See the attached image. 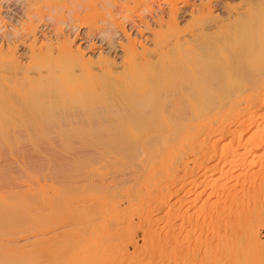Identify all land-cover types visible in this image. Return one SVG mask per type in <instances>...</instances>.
<instances>
[{
	"label": "rangeland",
	"instance_id": "rangeland-1",
	"mask_svg": "<svg viewBox=\"0 0 264 264\" xmlns=\"http://www.w3.org/2000/svg\"><path fill=\"white\" fill-rule=\"evenodd\" d=\"M171 1L142 0L144 9L148 7L150 10L149 6L154 5L151 10L155 9L156 13L152 15L156 16L152 20L153 16L148 15L151 12L142 10L141 0H0V48L4 51L15 48L18 53L15 50L14 53L21 62L29 63L31 38L35 39L37 33H45L37 35L38 49L35 51L37 53L39 50L40 56H36L44 60L49 50L55 49L56 43L59 40L62 43L64 39V42L71 41L73 48L85 49L87 59L98 61L96 58L107 52L111 57L119 58L121 48L110 49L103 39L102 33L111 26L119 31H122L120 26L129 27L132 38L136 36L139 43H151L149 46H153V34L158 29L161 31L156 19L162 17L163 13L161 22L165 21L162 30L164 34L170 32H166L165 24L171 20L168 17L169 5L180 8L177 28L188 32L196 31L195 25L201 26L197 29L208 26V21H216L219 15L225 18L227 12L222 6L237 3V0ZM209 3L215 19L209 18L205 21L206 25L203 24V17H199L198 9L205 6L203 9L207 11L209 7L206 5ZM137 14L143 15V19H139L142 17ZM129 17L131 23L137 21L135 26L130 23ZM145 21L154 29H146L145 24H141ZM123 36L117 40L118 43H127ZM45 44L52 47L46 48ZM55 50L53 54L49 52L50 55L54 56L56 52L57 55L58 51ZM52 56L53 59L55 56ZM258 84L251 92L260 87L261 83ZM261 85L264 89V85ZM259 93L254 92L252 97L247 93L242 94L244 98L231 108L227 103L221 111L222 117L214 113L215 109L205 111L208 116H203V121L207 122L193 127V141L189 145L178 144L172 155L163 161L157 159L152 162L151 166L153 163L160 166L156 168L153 165L154 172L148 169L149 164L137 181V178L132 179L136 183L124 178L133 164L128 159L121 160L115 147L100 150L89 145L88 149L93 154L80 156L77 152L82 149L81 144H54L59 145L57 149L54 147L55 150L63 151L59 154L69 152L70 155L66 157L70 156V159L66 161L59 157L62 159L58 162H63L61 169L54 170L51 164L45 168L42 179L46 181V197L43 204H33V222L36 226L33 233H44L41 242L47 263L114 264L112 260L119 256L116 260H120L121 264H264V145L255 147L263 142L264 137V92H261V97ZM15 111L12 109L13 113ZM216 119L221 120L222 128L227 130H221V134L224 133L221 136L219 130L214 128L219 125ZM83 141L84 138L80 142ZM30 171L33 176L36 175L35 168ZM165 192H169L167 202L158 211L156 199ZM150 227L158 228V233L154 235L156 238L160 234L166 238L174 235L175 240L166 239L168 243L165 245L151 243L145 238ZM253 236L257 237L256 244L251 239Z\"/></svg>",
	"mask_w": 264,
	"mask_h": 264
},
{
	"label": "bare ground",
	"instance_id": "bare-ground-1",
	"mask_svg": "<svg viewBox=\"0 0 264 264\" xmlns=\"http://www.w3.org/2000/svg\"><path fill=\"white\" fill-rule=\"evenodd\" d=\"M141 3L144 12H151L148 15L156 13L155 9L151 10L154 5L149 6V10L148 7L144 9L142 0ZM210 3L206 5L209 7L206 12L204 5L198 9L203 24L214 17ZM223 7L227 12L225 18L218 13L216 21H208V26L203 25L201 29H197L200 25H195L196 31L193 29L188 33L177 28L180 8L169 5L171 20L165 24L166 32H170L164 34L162 30L165 20L161 22L164 14L161 12L162 17L156 19L161 31L158 29L154 38L151 36L153 46L139 43L136 36L132 38L129 27L123 28L119 24L122 30L119 31L111 26L101 33L110 49L121 48L119 58L111 57L107 52L99 53L98 61L87 59L85 49L73 48L71 41L64 42L66 39L63 38L62 43L60 40L56 43L59 48H55L58 51L57 55L54 53L55 57L49 53L53 54L55 49L50 47L51 44H45L46 48L52 49L48 54L57 61L48 54L49 59L46 56L44 60L39 58V50L35 51L37 35L45 33L32 34L36 38H31L33 42L29 40V63L21 62L14 53L15 48H8L10 51L0 48V264H48L41 242L44 233H33L36 227L33 204L44 203L47 189L42 173L45 168L51 164L54 170L61 169L63 162H58L62 159L59 157L66 161L70 159V156L66 157L69 152L62 155L59 154L62 150H55L59 145L81 144L82 149L77 152L80 156L93 154L89 145L100 150L115 147L121 160L128 159L133 164L124 178H137V181L149 164L151 172L155 166V163L151 166L152 162L163 161L172 155L178 144L189 145L193 141V127L207 122L203 121V116H208L205 111L215 109L214 113L220 117L227 103L230 108L237 105L244 98L242 94L252 97L256 91L264 92L261 85H264V0H237L236 4L227 3ZM154 16L152 20H155ZM140 17L143 19V15ZM128 19L131 23L130 17ZM147 21L141 24L144 23L149 30L152 27ZM136 22L131 24L135 26ZM122 34L128 45L118 43ZM259 36L262 37L256 40L255 37ZM43 61L50 63H41ZM257 82L261 83L260 87L251 92L252 88L259 86ZM12 109L16 110L15 114ZM218 124L214 128L221 136L224 133L220 131L225 129L221 120ZM80 135L85 141L80 142ZM262 139L263 142L255 147L264 145V137ZM250 151L253 150L250 148ZM32 168L37 170L35 176L30 171ZM168 194L165 192L157 197V210L163 208ZM157 229L150 227L147 231L145 238L151 243L165 245L167 240L174 238V235L166 238L161 234L156 238ZM256 238H251L255 244L258 242ZM133 243L136 244L135 240ZM117 257L112 261L121 264Z\"/></svg>",
	"mask_w": 264,
	"mask_h": 264
}]
</instances>
